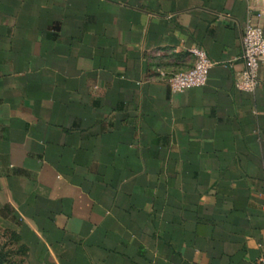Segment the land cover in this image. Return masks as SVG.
Returning <instances> with one entry per match:
<instances>
[{
	"label": "crops",
	"instance_id": "crops-1",
	"mask_svg": "<svg viewBox=\"0 0 264 264\" xmlns=\"http://www.w3.org/2000/svg\"><path fill=\"white\" fill-rule=\"evenodd\" d=\"M264 0H0L4 264H264ZM214 64L175 93L165 77Z\"/></svg>",
	"mask_w": 264,
	"mask_h": 264
},
{
	"label": "built area",
	"instance_id": "built-area-1",
	"mask_svg": "<svg viewBox=\"0 0 264 264\" xmlns=\"http://www.w3.org/2000/svg\"><path fill=\"white\" fill-rule=\"evenodd\" d=\"M261 14H252L248 17L243 37V56L245 68L235 81L237 90L254 94L260 85L259 72L264 64V27ZM195 65L186 72L176 73L165 77L169 87L175 93L190 89L201 88L207 84L208 76L213 63L202 49H193Z\"/></svg>",
	"mask_w": 264,
	"mask_h": 264
},
{
	"label": "trees",
	"instance_id": "trees-1",
	"mask_svg": "<svg viewBox=\"0 0 264 264\" xmlns=\"http://www.w3.org/2000/svg\"><path fill=\"white\" fill-rule=\"evenodd\" d=\"M0 264H4V260L2 257H0Z\"/></svg>",
	"mask_w": 264,
	"mask_h": 264
}]
</instances>
